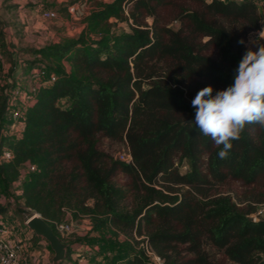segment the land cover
Instances as JSON below:
<instances>
[{
    "label": "trees",
    "instance_id": "16d2710c",
    "mask_svg": "<svg viewBox=\"0 0 264 264\" xmlns=\"http://www.w3.org/2000/svg\"><path fill=\"white\" fill-rule=\"evenodd\" d=\"M86 1L96 0L67 11ZM111 19L129 31L111 34ZM262 21L254 0L100 2L76 39L32 50L54 81L33 94L20 138L0 134V156L12 155L0 162L1 181L16 184L28 215L61 241L56 225L89 216L94 232L114 227L140 237L146 229L164 264H264V217L251 220L257 209L242 210L215 190L227 181L264 182V128L248 125L221 160L222 146L190 123L200 89L215 95L234 83L247 36ZM15 86L9 77L2 88L0 130ZM103 140L125 144L131 163L103 151ZM27 163L36 171L21 180ZM119 175L128 191L113 184ZM128 192L133 205L121 211ZM10 212L0 206V220ZM122 245L128 264H151L130 241Z\"/></svg>",
    "mask_w": 264,
    "mask_h": 264
},
{
    "label": "rangeland",
    "instance_id": "374dc122",
    "mask_svg": "<svg viewBox=\"0 0 264 264\" xmlns=\"http://www.w3.org/2000/svg\"><path fill=\"white\" fill-rule=\"evenodd\" d=\"M79 1L80 0H3L0 8V19L2 20L0 23V38L6 37L9 42L16 43V59L14 61L8 60V57L6 59L5 55L2 57L3 63L0 60V98L2 95L1 84L6 78L12 76L11 74L13 73L11 70V63L19 67L20 79L18 78L15 84L16 86L19 84L21 88L24 83L22 78L29 70L28 63H32L33 67L43 68L44 62L33 53L32 50H37L42 46L60 43L65 40L76 39L83 29L84 18L88 16L91 11L97 9L100 2L109 3L112 0L86 1V8L83 14L79 16L70 15L66 7L68 5L70 6V4H77ZM254 1L258 5L260 16L264 19V0ZM14 4H18L21 8L11 15L9 14L10 17H7L6 11L9 10L8 8L11 6H14ZM46 10L55 11L57 13V18L54 20L40 19V14ZM110 22L113 24L108 27V30L113 35L129 31L125 23H116L114 19H111ZM97 37L98 35L96 34L91 35V38ZM260 45H264V41H261ZM259 46H257L256 50H258ZM4 47L5 46L0 43L1 51H5ZM249 48L256 51L253 46L247 44L246 49L248 50ZM63 65L67 70L69 69L68 64L65 63ZM100 148L110 153L114 158H117L118 153L124 151L126 146L125 144L103 140ZM180 171L185 172L186 168H181ZM25 176L26 175H22L21 180H23ZM126 182L127 178L123 175H119L113 180V184L123 191H128L125 185ZM215 190L216 193L220 195H229L240 209L246 210L249 206H252L257 209V211H262V217H264V182H259L251 186H244L239 182L227 181L217 185ZM126 194V197L119 205L121 211H129L133 205L132 194L129 192ZM18 195L19 191L17 190L16 184L6 186L0 179V206H10L11 212L6 219L14 221L13 224L16 227L22 228V222L30 216L24 209L23 201L16 199ZM89 204H91V202H89ZM67 219L68 223H72L75 227L82 230L84 235L82 238H73V236H70L62 240V242L64 244L72 243V245H78L77 249L84 251L87 256H90L86 260L88 264H97L96 261H98V259L105 264H128V259L125 255L127 249L122 245L125 241H130L135 251L142 250L144 256L146 248L155 254L150 245L145 241L146 229L140 237L136 235L126 237L114 227L107 228L102 232H94L89 216H80L77 219L73 218L74 220H71L69 217ZM47 248L50 250L49 246H47ZM50 252L53 257V252ZM211 253L215 257L220 256L216 250L211 251ZM129 256L131 259L132 255L129 254ZM118 257H122V261H120ZM49 264H52L51 260Z\"/></svg>",
    "mask_w": 264,
    "mask_h": 264
},
{
    "label": "clouds",
    "instance_id": "9594fccd",
    "mask_svg": "<svg viewBox=\"0 0 264 264\" xmlns=\"http://www.w3.org/2000/svg\"><path fill=\"white\" fill-rule=\"evenodd\" d=\"M233 79L232 85L215 95L211 86L200 89L191 101L196 109L195 126L216 146H222L218 152L221 160L227 159L233 141L240 139L248 125L264 128V45L244 53Z\"/></svg>",
    "mask_w": 264,
    "mask_h": 264
},
{
    "label": "built area",
    "instance_id": "2783aa9c",
    "mask_svg": "<svg viewBox=\"0 0 264 264\" xmlns=\"http://www.w3.org/2000/svg\"><path fill=\"white\" fill-rule=\"evenodd\" d=\"M86 4L82 3L77 6L68 8L70 15L79 16L85 11ZM57 18L55 11L46 10L40 14V19L54 20ZM23 87L20 86L14 88L11 92L10 103L7 107V112L3 116V123L0 130V134L3 137L20 138L22 135L26 109L31 103V98L36 90L41 87L50 84L54 81V76L47 74L45 70L40 67H34L28 70L27 74L23 77ZM117 159L126 164L131 163L132 158L129 153V149L126 148L117 155ZM36 168L30 164H25V167L20 170V174L27 175L28 173L35 172ZM262 217V211H256L250 215V219L256 221ZM27 220L24 222L26 225ZM56 230L61 236L62 240H65L68 236L73 235L77 231V227L74 224L63 222L56 225ZM14 226L5 218L0 220V264H22L19 259L18 253L22 248V241H14ZM145 256L151 264H164L163 261L155 255L152 251L145 249ZM115 264V263H110Z\"/></svg>",
    "mask_w": 264,
    "mask_h": 264
},
{
    "label": "crops",
    "instance_id": "0c3cea01",
    "mask_svg": "<svg viewBox=\"0 0 264 264\" xmlns=\"http://www.w3.org/2000/svg\"><path fill=\"white\" fill-rule=\"evenodd\" d=\"M9 1V0H7ZM15 1V0H14ZM3 0H0V8ZM16 3V2H13ZM14 6H19L18 4H14ZM21 8V6H20ZM19 8V9H20ZM17 10H7V17H10L9 14L11 15L13 12L18 11ZM10 12V13H8ZM0 19V23H1ZM1 29V28H0ZM4 31V29H3ZM259 38H264V19L262 21V30L256 31V32H250L247 36V40L245 43V46L247 47V44L253 46L254 50H256L257 46L260 45L261 41L263 42L264 39H259ZM0 43L4 45V50H0V60L3 63L2 57L6 55V59L8 57V60L14 61L16 59V49H15V44L14 42H9V40L5 38H0ZM10 43V44H9ZM44 47V46H42ZM41 47V48H42ZM247 50V49H246ZM11 70H12V76L11 78H15V81L19 78L20 71L19 67L16 64L11 63ZM19 72V73H17ZM20 79V78H19ZM23 79V78H22ZM9 82V78H6V80L3 81L1 84V88H3L7 83ZM19 87V84H17L16 88ZM12 92V91H11ZM11 94V93H10ZM12 155L8 150H3L0 156V162H7L11 159ZM10 215V214H9ZM8 215V216H9ZM7 216L4 218L6 219ZM12 224L14 221L8 219ZM14 238L13 240L16 241H22V248L20 252L18 253L19 259L21 260L22 264H49L50 260L52 258L51 250H48L47 246L48 244L42 240V239H36L33 235L34 233L30 231L27 227L22 225V228L16 227L14 224ZM82 230L77 228V231L71 235L73 238H82L83 237ZM68 236L67 238H69ZM47 245V246H46ZM78 245L73 244L72 249L73 252L69 258L68 261L64 262L63 264H88L86 261L88 259L87 254L82 251L77 249ZM97 264H105L103 261L98 259L96 261Z\"/></svg>",
    "mask_w": 264,
    "mask_h": 264
},
{
    "label": "water",
    "instance_id": "95a60500",
    "mask_svg": "<svg viewBox=\"0 0 264 264\" xmlns=\"http://www.w3.org/2000/svg\"><path fill=\"white\" fill-rule=\"evenodd\" d=\"M196 114V111H195ZM195 121V115L190 121ZM26 226L31 230L37 237L44 240L54 256L51 261L52 264H59L66 258L67 246L64 244L53 232L52 228L37 214L32 215L27 219Z\"/></svg>",
    "mask_w": 264,
    "mask_h": 264
}]
</instances>
